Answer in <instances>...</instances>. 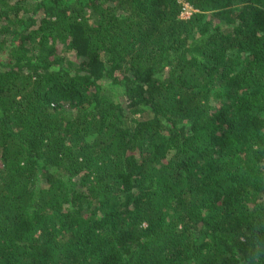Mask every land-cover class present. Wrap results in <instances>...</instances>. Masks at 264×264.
Masks as SVG:
<instances>
[{
  "label": "trees",
  "instance_id": "trees-1",
  "mask_svg": "<svg viewBox=\"0 0 264 264\" xmlns=\"http://www.w3.org/2000/svg\"><path fill=\"white\" fill-rule=\"evenodd\" d=\"M0 264H264V0H0Z\"/></svg>",
  "mask_w": 264,
  "mask_h": 264
},
{
  "label": "built area",
  "instance_id": "built-area-1",
  "mask_svg": "<svg viewBox=\"0 0 264 264\" xmlns=\"http://www.w3.org/2000/svg\"><path fill=\"white\" fill-rule=\"evenodd\" d=\"M182 3L184 1H181ZM192 14V7L188 3H184V7L182 9V17L188 18Z\"/></svg>",
  "mask_w": 264,
  "mask_h": 264
},
{
  "label": "clouds",
  "instance_id": "clouds-1",
  "mask_svg": "<svg viewBox=\"0 0 264 264\" xmlns=\"http://www.w3.org/2000/svg\"><path fill=\"white\" fill-rule=\"evenodd\" d=\"M182 16V15H181ZM182 18H184V17H182ZM189 18V17H188ZM184 19H187V18H184Z\"/></svg>",
  "mask_w": 264,
  "mask_h": 264
}]
</instances>
